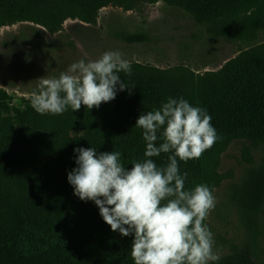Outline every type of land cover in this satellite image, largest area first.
I'll return each instance as SVG.
<instances>
[{
  "label": "trees",
  "instance_id": "trees-1",
  "mask_svg": "<svg viewBox=\"0 0 264 264\" xmlns=\"http://www.w3.org/2000/svg\"><path fill=\"white\" fill-rule=\"evenodd\" d=\"M157 3L181 9L212 39L246 46L202 73L184 64L160 68L130 62L131 75L119 73L129 87L91 110L82 105L78 111L69 107L61 115H41L30 98L17 109L0 87V264H134L133 237L112 231L93 201L74 195L67 175L76 167L74 149L79 147L118 151L128 168L142 160L146 144L136 121L169 97L206 109L219 137L200 158L178 160L180 172H187L186 189L206 184L213 192L232 178L218 167L233 141L263 147L259 163L229 186V200L251 240L259 234L264 214V0H0V29L30 23L43 40L45 32L59 33L68 20L96 26L99 11L108 6L132 11ZM117 37L129 45L147 40L142 34ZM167 155L152 159L166 165ZM211 264L264 262L254 261L248 248H236Z\"/></svg>",
  "mask_w": 264,
  "mask_h": 264
},
{
  "label": "clouds",
  "instance_id": "clouds-1",
  "mask_svg": "<svg viewBox=\"0 0 264 264\" xmlns=\"http://www.w3.org/2000/svg\"><path fill=\"white\" fill-rule=\"evenodd\" d=\"M121 72L131 75V63L119 50L81 59L58 77L39 78L31 107L41 115H61L69 107L78 111L82 105L99 108L129 87ZM211 119L206 109L183 97H169L159 108L141 113L135 126L146 144L144 158L132 161L131 168L121 163L118 151L74 149L76 167L67 175L74 195L93 201L112 231L133 237L134 264H210L220 259L213 250L214 234L204 223L216 197L206 184L186 189L187 172L182 174L178 164L200 158L219 139ZM162 153L168 154L167 163L158 166L152 158Z\"/></svg>",
  "mask_w": 264,
  "mask_h": 264
},
{
  "label": "rangeland",
  "instance_id": "rangeland-1",
  "mask_svg": "<svg viewBox=\"0 0 264 264\" xmlns=\"http://www.w3.org/2000/svg\"><path fill=\"white\" fill-rule=\"evenodd\" d=\"M131 33L144 35L146 42L129 45L117 37ZM245 46L210 38L184 11L163 3L143 4L132 11L108 6L99 11L96 26L68 20L59 33L45 32L43 40L30 23L1 28L0 87L9 94L11 105L20 109L23 100L38 90L39 78L58 77L72 63L95 60L107 51L119 50L129 62L160 68L184 64L202 73L217 68ZM262 148L235 140L221 155L218 172L230 171L232 178L213 190L217 202L205 220L220 258L236 248H248L254 261L264 262V214L259 216V234L252 241L229 200V186L238 184L259 163Z\"/></svg>",
  "mask_w": 264,
  "mask_h": 264
}]
</instances>
